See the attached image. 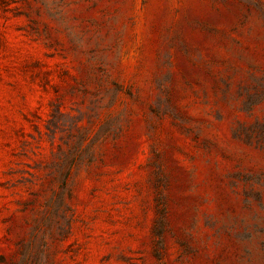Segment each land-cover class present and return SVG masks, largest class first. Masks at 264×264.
Returning a JSON list of instances; mask_svg holds the SVG:
<instances>
[{
  "label": "rangeland",
  "instance_id": "obj_1",
  "mask_svg": "<svg viewBox=\"0 0 264 264\" xmlns=\"http://www.w3.org/2000/svg\"><path fill=\"white\" fill-rule=\"evenodd\" d=\"M0 264H264V0H0Z\"/></svg>",
  "mask_w": 264,
  "mask_h": 264
}]
</instances>
